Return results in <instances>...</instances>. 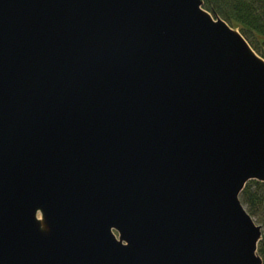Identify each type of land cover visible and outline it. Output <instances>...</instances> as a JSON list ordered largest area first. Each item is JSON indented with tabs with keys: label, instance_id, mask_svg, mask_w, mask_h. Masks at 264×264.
Here are the masks:
<instances>
[{
	"label": "water",
	"instance_id": "obj_1",
	"mask_svg": "<svg viewBox=\"0 0 264 264\" xmlns=\"http://www.w3.org/2000/svg\"><path fill=\"white\" fill-rule=\"evenodd\" d=\"M202 4L0 0V264H263L264 58Z\"/></svg>",
	"mask_w": 264,
	"mask_h": 264
},
{
	"label": "trees",
	"instance_id": "obj_2",
	"mask_svg": "<svg viewBox=\"0 0 264 264\" xmlns=\"http://www.w3.org/2000/svg\"><path fill=\"white\" fill-rule=\"evenodd\" d=\"M203 6L239 25L247 40L250 32H257L264 38V0H203ZM239 197L248 212L256 215L264 225V180L248 179ZM257 251L264 264V229L257 243Z\"/></svg>",
	"mask_w": 264,
	"mask_h": 264
},
{
	"label": "rangeland",
	"instance_id": "obj_3",
	"mask_svg": "<svg viewBox=\"0 0 264 264\" xmlns=\"http://www.w3.org/2000/svg\"><path fill=\"white\" fill-rule=\"evenodd\" d=\"M203 5V4H202ZM204 7V6H203ZM209 11H211V13H215V12H213V10L212 9H208ZM219 15L221 16V17H223L220 13H219ZM225 19V18H224ZM226 20V19H225ZM230 25H232V26H234V27H236V28H238L239 30H240V26L239 25H235L234 24V22H231L230 20H226ZM248 41H249V43L251 44V46L255 49V51L260 55V56H262L263 58H264V46H263V42H262V39H264V38H261V36L257 33V32H250V34H249V36H248ZM253 218H254V220L257 222V223H259V224H261V227H262V229H264V225L261 223V222H259L258 221V219H257V216L256 215H253Z\"/></svg>",
	"mask_w": 264,
	"mask_h": 264
},
{
	"label": "bare ground",
	"instance_id": "obj_4",
	"mask_svg": "<svg viewBox=\"0 0 264 264\" xmlns=\"http://www.w3.org/2000/svg\"><path fill=\"white\" fill-rule=\"evenodd\" d=\"M38 216H40V213H38Z\"/></svg>",
	"mask_w": 264,
	"mask_h": 264
}]
</instances>
